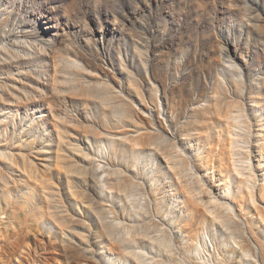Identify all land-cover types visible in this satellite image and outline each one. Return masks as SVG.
Masks as SVG:
<instances>
[{
	"label": "rangeland",
	"instance_id": "rangeland-1",
	"mask_svg": "<svg viewBox=\"0 0 264 264\" xmlns=\"http://www.w3.org/2000/svg\"><path fill=\"white\" fill-rule=\"evenodd\" d=\"M0 264H264V0H0Z\"/></svg>",
	"mask_w": 264,
	"mask_h": 264
}]
</instances>
